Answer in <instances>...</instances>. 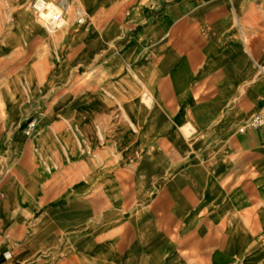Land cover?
I'll use <instances>...</instances> for the list:
<instances>
[{
	"label": "rangeland",
	"instance_id": "1",
	"mask_svg": "<svg viewBox=\"0 0 264 264\" xmlns=\"http://www.w3.org/2000/svg\"><path fill=\"white\" fill-rule=\"evenodd\" d=\"M44 1L58 6L67 22L53 34L38 18L37 0H0V106L2 109L6 106L5 96L21 103L17 114L7 116L3 111L0 130L13 136L22 133L31 120L38 122V133L55 130L49 150L43 152V164L36 167L44 172L45 193H50L48 199L41 200L43 204L47 202L46 206L71 212L75 202L83 206L95 202L99 224L112 211L123 212L129 218L145 212V218H151L155 192L169 187L175 173L192 161L200 163L213 157L216 154L213 149L222 139L223 126L243 136L264 132L258 129L239 132L255 114L264 115V45H259L257 60V109L247 117L244 103L237 112L243 117L236 116V120L227 117L239 104L211 109L204 102L207 96L202 95L206 88L201 87H194L192 96L191 88L187 93L185 86L173 90L157 86L158 102L149 106L142 98L145 90L135 76L139 59L143 64L146 60L148 69L164 65L165 55L151 54L145 58L146 50L118 47L150 24L149 18L146 23L139 20L140 14L149 9L159 16L177 8L179 41L185 42L187 0ZM191 1L196 6L202 3ZM239 6L235 29L241 32L242 47L249 50L251 34L256 30L259 37L264 34V0H240ZM80 13L84 18L82 24L77 22ZM168 42L166 38L160 43L164 46ZM243 52L249 58L244 49ZM178 58V67H184L186 63L181 60L185 55ZM116 60L121 66L114 65ZM185 77L179 70L180 85ZM196 77L193 75L190 80ZM146 91L148 95L151 93L149 89ZM170 97L178 99V117L161 118L159 114L169 111ZM187 110L190 114L192 110L199 113V118H186ZM208 111L212 117L203 118ZM133 120L138 124V132L130 128ZM186 125L196 130L190 134ZM245 155L249 151H243L242 157ZM160 167L161 176L155 174ZM261 189L264 184L262 187L259 184L258 190ZM255 209L256 215L242 216L247 217L243 234L249 236V217L256 218L257 264H264V199L257 201ZM114 227L110 236L128 238L127 227ZM69 232L67 236L72 234ZM66 264H74L72 255L67 257Z\"/></svg>",
	"mask_w": 264,
	"mask_h": 264
},
{
	"label": "crops",
	"instance_id": "2",
	"mask_svg": "<svg viewBox=\"0 0 264 264\" xmlns=\"http://www.w3.org/2000/svg\"><path fill=\"white\" fill-rule=\"evenodd\" d=\"M229 2L202 0L196 6L187 0L185 42L179 41L177 8L159 16L152 9L140 14L139 20L146 23L149 18L150 24L118 48L146 50L145 58L165 55L164 65L148 69L146 60L143 64L139 59L135 76L149 106L158 102L157 86L164 85L170 90L185 86L187 93L191 88L192 96L194 87L206 88L204 102L213 110L228 103L239 104L229 119L243 117L237 113L242 103L248 109L244 117L257 109V60L264 34L259 37L256 30L250 37V49L243 48L241 32L235 29L240 0ZM166 38L169 42L162 46L160 42ZM179 55H185L181 63L186 64L181 68ZM114 65L119 67L121 63L116 60ZM179 70L186 76L182 85ZM193 75L198 77L190 80ZM5 99L0 119L3 111L7 116L21 111L18 100ZM167 102L169 111L159 117H178V99L170 97ZM207 113L202 117H212L210 111ZM185 117L199 118V113L187 110ZM188 126L192 134L196 129ZM130 128L138 132L135 120ZM221 130L222 139L214 147L213 157L200 163L192 161L175 173L169 187L155 192L151 218H145V212L129 218L112 211L106 213L101 224L95 202L90 206L75 202L68 212L41 201L50 193H45L44 172L36 167L43 164V152L49 150L55 130H36L30 137L24 130L13 136L0 130V264H66L71 255L74 264H257V219L249 217L248 236L243 234L247 217L242 216L256 215L257 201L264 199V189L258 190L259 184H264V132L243 136L226 125ZM243 151H249L245 158ZM155 174H163L161 167ZM115 225L116 229L127 227V239L110 236ZM67 231L72 234L67 236Z\"/></svg>",
	"mask_w": 264,
	"mask_h": 264
},
{
	"label": "bare ground",
	"instance_id": "3",
	"mask_svg": "<svg viewBox=\"0 0 264 264\" xmlns=\"http://www.w3.org/2000/svg\"><path fill=\"white\" fill-rule=\"evenodd\" d=\"M35 7L39 12L38 18L43 22L46 30L50 34H53L57 29H62L67 25L66 20L63 18V11L55 4L47 3L44 0H37ZM45 10L46 12H44ZM58 16L60 18H58Z\"/></svg>",
	"mask_w": 264,
	"mask_h": 264
},
{
	"label": "built area",
	"instance_id": "4",
	"mask_svg": "<svg viewBox=\"0 0 264 264\" xmlns=\"http://www.w3.org/2000/svg\"><path fill=\"white\" fill-rule=\"evenodd\" d=\"M58 18H60L58 16ZM78 24H82L84 22V18L80 13V17L77 20ZM248 129H261L264 130V115L263 114H255L246 125V128H241L239 130L240 133H244ZM38 130V122L36 120H31L25 130L24 133L26 136L30 137L32 134Z\"/></svg>",
	"mask_w": 264,
	"mask_h": 264
}]
</instances>
